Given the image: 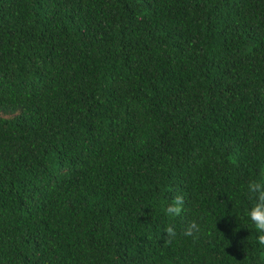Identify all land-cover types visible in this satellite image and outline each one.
I'll use <instances>...</instances> for the list:
<instances>
[{"label": "trees", "instance_id": "trees-1", "mask_svg": "<svg viewBox=\"0 0 264 264\" xmlns=\"http://www.w3.org/2000/svg\"><path fill=\"white\" fill-rule=\"evenodd\" d=\"M249 180L264 0H0V264H264Z\"/></svg>", "mask_w": 264, "mask_h": 264}, {"label": "clouds", "instance_id": "clouds-1", "mask_svg": "<svg viewBox=\"0 0 264 264\" xmlns=\"http://www.w3.org/2000/svg\"><path fill=\"white\" fill-rule=\"evenodd\" d=\"M246 196L252 202L251 207L246 209L245 214L254 225L257 243L264 245V182L257 180H249L246 185ZM185 200L182 195H177L171 203H168L164 208V213L170 218L179 216L184 208ZM166 239L164 243H171V240L176 237L174 227L169 224L165 227ZM185 236L192 237L193 241H198L204 235V229L198 220L189 221L184 230Z\"/></svg>", "mask_w": 264, "mask_h": 264}]
</instances>
